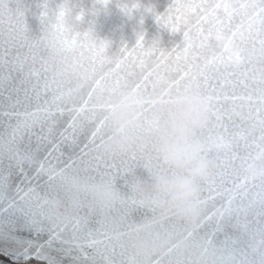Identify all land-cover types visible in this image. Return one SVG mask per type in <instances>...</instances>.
<instances>
[{
    "label": "water",
    "instance_id": "1",
    "mask_svg": "<svg viewBox=\"0 0 264 264\" xmlns=\"http://www.w3.org/2000/svg\"><path fill=\"white\" fill-rule=\"evenodd\" d=\"M246 2L250 0H0V176L11 173L0 202V256L45 264H93L71 241L76 231L78 242L87 245L84 234L90 227L97 230L94 239L100 243L85 251L96 255L95 264L113 259L116 264H139L123 242L116 241L115 233L110 239L100 235L110 230L100 214L82 208L71 217L61 215L59 177H48L64 169L110 179L125 198L119 210L128 223L150 217L147 208L132 203L130 186L146 171L162 167L161 162L150 147L118 155L102 152L111 131L108 121L101 123L100 113L107 115L109 108L95 109L93 118L95 97L101 89L107 96L108 89L118 88L113 99L139 84L137 92L151 101L193 84L209 101L207 123L198 131L213 163L201 187L204 212L195 224L169 220L164 227L211 253V264H259L264 253V179L247 180L242 170L259 160L264 149V31L252 10L239 7ZM136 3L141 8L133 12ZM191 3L203 4V10L193 13ZM217 3L235 8L226 13L223 6L215 8ZM149 6L156 13L171 7V16L180 17L181 31L172 33L171 25L168 30L159 25L144 12ZM209 30L211 38H206ZM183 31H190L187 40ZM141 34L144 41L138 46ZM153 41L159 43L155 48ZM241 50L244 61L237 63L234 54ZM151 111V103L146 104L145 129ZM17 153L34 156L24 161L23 174ZM41 164L44 171L38 174ZM229 201L233 208L247 211L240 214L238 226L234 217V226L225 228L227 237L218 233L213 244H205L199 237L212 232ZM39 212L50 216L55 233H37L30 226L32 213ZM121 245L123 257L105 252L111 247L119 252ZM25 249L46 258H17ZM171 259L182 260L165 249L147 264H170ZM5 263L0 257V264Z\"/></svg>",
    "mask_w": 264,
    "mask_h": 264
},
{
    "label": "clouds",
    "instance_id": "2",
    "mask_svg": "<svg viewBox=\"0 0 264 264\" xmlns=\"http://www.w3.org/2000/svg\"><path fill=\"white\" fill-rule=\"evenodd\" d=\"M152 111L145 129V105ZM208 98L193 84L172 90L165 99L149 101L137 91L124 92L110 101L107 121L111 134L101 146L108 155L125 153L136 147H150L162 167L136 177L130 186L131 197L152 214L138 223H128L119 210L125 198L110 179H96L79 172H66L59 178L63 213L71 217L86 208L100 214L115 230L130 257L147 264L148 259L165 249H173L180 259L191 264H211V253L195 242L164 227L173 220L195 224L204 212L201 187L213 163L206 145L198 136L208 119ZM247 180L264 179V161L252 160L242 170Z\"/></svg>",
    "mask_w": 264,
    "mask_h": 264
},
{
    "label": "snow or ice",
    "instance_id": "3",
    "mask_svg": "<svg viewBox=\"0 0 264 264\" xmlns=\"http://www.w3.org/2000/svg\"><path fill=\"white\" fill-rule=\"evenodd\" d=\"M225 9V12H228V9L230 7H232L233 9L235 8V6L233 5H229L227 3L221 5L219 3H217L215 5V8H220L222 7ZM188 7L191 9V11L194 13L196 10H203L204 5L200 4V3H191L188 5ZM242 9L245 10H252L253 12V17L258 19L259 24H260V30L264 31V0H250V2H246L243 3L239 6ZM141 5L139 3H136L134 5H132V11H138L140 10ZM16 10L19 11L20 10V5L17 4L16 6ZM177 11H179V8L176 9ZM125 12H127V8L124 9ZM144 12L147 13H151L155 19V21L161 25L162 27L166 28L167 30L169 29V25H171V32L172 33H177L179 31H181L180 28V17L176 16V17H172L171 16V12H172V8L169 7L167 10H165L163 13H156L155 9L151 6L147 7L144 9ZM65 15V13L63 11H61L59 13L60 17H63ZM232 18V14L229 13L228 14V20L229 22L231 21ZM201 19H206V17H202ZM143 21L141 20V23ZM217 24H224V21L221 20H217ZM185 27H186V23H185ZM251 27V26H250ZM201 31L203 32V29H201ZM190 35V31H183V37L185 38V40H187L189 38ZM212 32L211 30L208 31L207 37L206 38H211ZM25 39H29V33L27 31V26L25 25ZM144 41V35L141 34L139 36V38L137 39L136 43L138 46L142 45ZM159 43L158 41H153L152 42V47L155 48L156 46H158ZM187 47H185V52H187ZM234 59L237 63H241L244 61V55H243V50L238 51L234 54ZM117 67H119V64H117ZM181 79H183V77H181ZM195 79V78H193ZM97 85H99V81L96 82ZM176 84H179V81L175 82ZM140 89V85L137 84L135 86V88L133 89L134 91H137ZM118 88H111L108 89V95L105 96V90L101 89L99 94L95 97V105H94V110H93V118H95L97 116V112L95 111V109H101L103 110L105 108V106H107L108 108L110 107V101L112 99L113 94L118 92ZM95 91V89H94ZM123 92H120V94H122ZM89 96H92V93H89ZM57 99H59V97H57ZM100 115L103 116V119L101 120V123L103 124L105 121H107V115H103V112L100 113ZM97 131H99V128L97 129ZM95 136V133H93V137ZM222 139V138H221ZM262 139H264V136H262ZM34 159V156L32 154H25L23 156L19 155V153H17V160H18V164L20 165V171L23 174V168L22 165L24 163L25 160L31 162ZM256 159L262 160L264 161V149H262L261 151V155L256 157ZM44 171V167L41 164L40 168L38 170V174L40 172ZM51 171V170H50ZM65 173L64 169H61L59 172H55L52 171L51 175H49L48 179L52 180L56 177H62L63 174ZM11 175V173H9V176ZM9 176H0V202H2L3 200V186L5 184V182L8 180ZM243 184V181L241 182V185ZM133 204L136 203V201H132ZM9 207H12V205L10 204ZM2 210V209H0ZM19 211H21L22 213H24L25 215H27V212L25 209H19ZM247 209L243 208V207H235L233 208L231 206V201H229V204L227 206L224 207L223 211H221L220 213V217L222 218V220H218L215 223V226L212 230V232H206L203 236L199 237L200 240L204 241L205 244L207 245H211L215 242V238L217 237L218 233H224L227 237V233L225 232V228L226 227H233L234 225H232V220L235 217L237 219V226L239 223V216L242 212H246ZM33 218L29 221L30 226L37 232V233H41L44 231H48L49 233H55V228L56 225H52L49 223L50 220V216L45 213V212H39V213H32ZM38 217V218H37ZM209 220H211L212 218L209 217ZM79 223V221H77V224ZM111 233H115V230L110 229L109 232H104V233H100V235H103L105 237V239H110L111 238ZM97 234V230L93 229V228H86L85 229V234H84V239L87 240V245H83L80 244L78 242L79 237L77 235L76 231H73L72 236H71V241L72 243L75 245V247L77 248V250L80 252V255L83 257H86L89 261H92L93 264H95V259H96V255H89L86 251H85V247L87 248H94L97 244L100 243V241H97L96 239H94L95 235ZM190 237L193 235L192 233L188 234ZM56 236L53 235L51 237V239H55ZM105 252H107L109 254V256L111 257H115L117 255L123 257L124 253H123V246L121 245V250L119 252H117V249L115 247H111V248H106ZM174 250L173 249H168V253L171 254L173 253ZM99 255L103 256V253H98ZM109 256H103L104 259H109ZM23 257L25 259L28 258H46V257H42L40 255V252L38 251L35 254H31L28 249H25L23 252L20 253V255L17 258ZM110 264H116L115 260H111ZM119 264H125V262L123 260H121L119 262ZM127 264H135L134 260H129L127 262ZM170 264H191V261L189 258H185L179 261H176L174 259L170 260ZM259 264H264V253H261L260 255V261Z\"/></svg>",
    "mask_w": 264,
    "mask_h": 264
},
{
    "label": "flooded vegetation",
    "instance_id": "4",
    "mask_svg": "<svg viewBox=\"0 0 264 264\" xmlns=\"http://www.w3.org/2000/svg\"><path fill=\"white\" fill-rule=\"evenodd\" d=\"M1 258H3L5 260V264H45L44 262L38 261V260H34V259H28L25 261H13L10 258H7L5 256H0Z\"/></svg>",
    "mask_w": 264,
    "mask_h": 264
}]
</instances>
